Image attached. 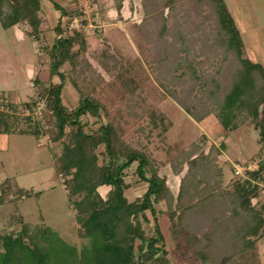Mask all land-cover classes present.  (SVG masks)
Listing matches in <instances>:
<instances>
[{
  "label": "trees",
  "instance_id": "trees-1",
  "mask_svg": "<svg viewBox=\"0 0 264 264\" xmlns=\"http://www.w3.org/2000/svg\"><path fill=\"white\" fill-rule=\"evenodd\" d=\"M43 1L0 0L1 26H27L38 41ZM48 1L58 13L52 42L41 48L48 78H33L35 95L23 103L32 112L25 117L17 114L20 104L5 101L8 110L0 112V133H46L52 144L61 145L53 155L54 170L75 209L82 242H68L50 226L13 214L8 227H20L0 234V264H173L161 216L168 220L172 249L181 261L222 264L233 257L254 258L256 241L264 236V203L253 202L260 192L248 180L224 184L219 156L225 144L210 143L205 150L204 134L174 155L169 149L166 161L149 147L154 131L163 136L171 125L153 100L170 97L197 122L213 115L225 131L244 125L256 130V154L262 161L248 174L264 181V68L244 57L224 0H140L144 17L136 27L149 46L140 41L138 46L143 54L150 51L147 62L154 75L147 88L134 75V61L108 45L91 55L93 63L84 30L69 28L76 19L87 24L83 13L74 4ZM123 1L115 0L118 12ZM92 2L98 3L92 15L103 14L102 2ZM178 2L191 3L187 10L197 17L188 20L185 13L182 27L176 20L168 23ZM150 17L159 20L153 33L146 29ZM66 81L79 95L72 107L62 99ZM39 101L44 103L43 120L32 118ZM21 119L25 127L18 128ZM134 163L136 180L146 188L129 200L126 192L132 183L126 176ZM166 164L180 176L176 192L159 174ZM10 190L9 179L0 183V204ZM19 194L31 196L33 190L20 189Z\"/></svg>",
  "mask_w": 264,
  "mask_h": 264
},
{
  "label": "rangeland",
  "instance_id": "rangeland-1",
  "mask_svg": "<svg viewBox=\"0 0 264 264\" xmlns=\"http://www.w3.org/2000/svg\"><path fill=\"white\" fill-rule=\"evenodd\" d=\"M43 2L51 5L48 0ZM98 2H102L104 12L102 14L98 11L93 16L92 11L98 7L97 2L75 0L71 5L74 4L79 8L83 17L87 19V24L83 25L79 19H76L70 23V26L83 29L86 33L87 52L90 58L95 52H99L108 45L110 50L121 54L124 58L132 59L136 69L134 75L145 88L154 75L152 66L147 62L150 51L144 49L143 54L138 46L139 41L142 45L149 46L136 27V24L140 23L144 17L140 0H124L119 12L116 10L115 0H98ZM224 2L230 8L238 29L244 57L259 63L264 68V0H224ZM190 5L189 2L182 5L179 2L175 4L169 11L168 23L176 20L180 27L184 26L185 13L190 14L187 17L188 20L197 18L195 11L188 12ZM164 12L165 14L168 12L167 7L164 8ZM45 23L43 21L41 25L42 30L38 41L28 34L27 26L21 25L15 30L13 27L4 29L0 24V100L5 106H8L5 104L6 100L20 104L17 114L21 117L32 112L23 103L35 95L33 78L36 75L44 80L48 78L47 55L41 48L42 44L52 42L55 33L53 28ZM51 23L54 26L55 21ZM158 27V18L150 17L146 26L147 32L153 33ZM93 63H95L94 60ZM62 69H68V65H64ZM78 98L76 90L66 81L62 91L64 103L70 107L75 106ZM117 101L120 106L122 102L119 99ZM153 101L171 122L163 136L157 134L158 130L153 133L149 147L158 160L166 161L169 149L174 155L178 149L188 147L190 143L205 134V150L210 143H214L212 140L216 141L215 145H219L220 142L225 144L222 152L230 160H219V164L223 169L224 184L229 186L237 179L233 174L232 164L249 162L255 156L258 157L256 154L259 150L258 132L251 126L244 125L235 131H225L213 115L200 122L193 120L170 97L162 101ZM43 104V101L37 102L33 119L34 117L42 118ZM103 121L106 122L104 117ZM17 126L23 128L25 122L21 119ZM60 150L61 145L52 144L46 133L40 137L31 134L0 133V183L9 179L11 185V190L0 204V234L19 229L18 224L8 227L10 216L17 214L31 224H46L68 242L80 245L82 240L77 236L78 223L75 209L67 200L62 177L54 170L53 155ZM135 165V163L132 165L126 176V181L132 183L126 192L129 200L141 195L146 188L143 181L136 180ZM159 174L165 178L172 191L176 192L180 176L174 175L168 164L160 168ZM20 189H32L33 195L20 197ZM101 192H104L102 188ZM255 201L264 203V193L254 198L253 202ZM160 206L164 209L163 204ZM159 221L166 235V248L169 250L173 264H188L189 261H181L172 249L173 243L167 231L169 227L166 217L161 216ZM222 264H264V236L256 241L254 258L247 260L233 257Z\"/></svg>",
  "mask_w": 264,
  "mask_h": 264
},
{
  "label": "built area",
  "instance_id": "built-area-1",
  "mask_svg": "<svg viewBox=\"0 0 264 264\" xmlns=\"http://www.w3.org/2000/svg\"><path fill=\"white\" fill-rule=\"evenodd\" d=\"M69 28L71 26L69 25ZM8 107L1 103L0 100V111H7ZM262 157L258 156L253 160L246 163L235 162L232 164L233 174L238 181L248 180L251 182L252 187H256V190L260 193H264V181L261 178L253 179L249 176L248 172L255 171L258 169Z\"/></svg>",
  "mask_w": 264,
  "mask_h": 264
},
{
  "label": "crops",
  "instance_id": "crops-1",
  "mask_svg": "<svg viewBox=\"0 0 264 264\" xmlns=\"http://www.w3.org/2000/svg\"><path fill=\"white\" fill-rule=\"evenodd\" d=\"M62 6L64 7H68L69 5H71L72 3H74L75 0H57ZM230 9V8H229ZM41 17L43 19L44 22H46L45 24L47 26H50L51 28H53L54 26L52 25L51 22L55 21L56 23V19L58 18V13L52 8V5H47L45 3H43L42 5V11H41ZM51 20V21H50ZM49 23V24H48ZM55 25V24H54ZM21 25H18V26H14L13 28L16 29H19ZM42 28V26H41ZM28 30V29H27ZM215 144H216V141L215 140H212ZM220 157V160L222 161H228L230 159H228L224 154L223 152L221 153V155L219 156ZM256 158V156L254 157ZM248 162V161H246ZM246 162H243V163H246ZM235 163V162H234Z\"/></svg>",
  "mask_w": 264,
  "mask_h": 264
}]
</instances>
